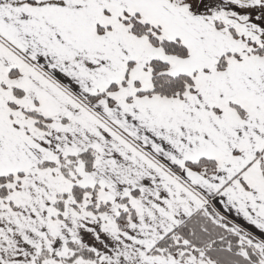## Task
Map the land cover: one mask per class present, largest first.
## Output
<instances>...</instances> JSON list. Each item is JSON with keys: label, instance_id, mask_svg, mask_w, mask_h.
Listing matches in <instances>:
<instances>
[{"label": "snow or ice", "instance_id": "6c2138e0", "mask_svg": "<svg viewBox=\"0 0 264 264\" xmlns=\"http://www.w3.org/2000/svg\"><path fill=\"white\" fill-rule=\"evenodd\" d=\"M0 264H264V0H0Z\"/></svg>", "mask_w": 264, "mask_h": 264}]
</instances>
